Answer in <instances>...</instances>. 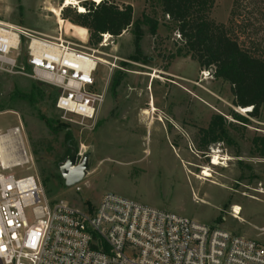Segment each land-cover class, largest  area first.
I'll list each match as a JSON object with an SVG mask.
<instances>
[{
  "label": "rangeland",
  "instance_id": "374dc122",
  "mask_svg": "<svg viewBox=\"0 0 264 264\" xmlns=\"http://www.w3.org/2000/svg\"><path fill=\"white\" fill-rule=\"evenodd\" d=\"M64 1L0 0V23L94 51L100 60L96 81L107 86V96L96 121L80 126L61 119L48 86L0 73V133L18 127L31 158L14 175L33 176L49 199H62L81 210H93L103 194L113 193L264 245V158L252 142L264 138V109L253 119L250 108L234 107L230 86L185 55L156 1L106 0L132 8L133 21L142 31L139 54L134 53L132 28L90 46L88 31L63 19L62 10L78 13L75 6L63 7ZM75 1L79 6L93 2ZM56 9H61L58 18L51 12ZM209 17L224 25L243 50L264 60V0H215ZM116 76L122 79L114 96L109 89ZM34 85L46 97L32 106L20 95ZM38 112L68 125L79 159L89 154L88 172L77 187H64L58 172L69 154L65 133H50ZM213 115L225 120L227 140L200 149V131ZM215 156L218 165H212ZM205 169L211 174L207 182L198 180ZM233 206L241 209L239 215Z\"/></svg>",
  "mask_w": 264,
  "mask_h": 264
},
{
  "label": "built area",
  "instance_id": "2783aa9c",
  "mask_svg": "<svg viewBox=\"0 0 264 264\" xmlns=\"http://www.w3.org/2000/svg\"><path fill=\"white\" fill-rule=\"evenodd\" d=\"M99 64L92 50L0 23V73L55 90L65 121H96ZM30 163L20 129L0 133V264H264L258 242L113 193L93 210L49 199L33 176L14 175Z\"/></svg>",
  "mask_w": 264,
  "mask_h": 264
},
{
  "label": "trees",
  "instance_id": "16d2710c",
  "mask_svg": "<svg viewBox=\"0 0 264 264\" xmlns=\"http://www.w3.org/2000/svg\"><path fill=\"white\" fill-rule=\"evenodd\" d=\"M153 1L157 2L162 16L173 25L185 55L196 62L200 70L210 72L214 80H220L230 86L234 107L250 108L248 116L258 119L264 109V60L243 50L237 41L228 35L224 25L217 24L210 19L215 0ZM81 7L84 10L82 13H76L75 9L68 10L67 8L62 10L61 15L63 19H69L72 24L88 31L90 46H98L103 35L116 38L132 28L134 53L139 54L142 31L139 23L133 21L132 8L129 5L118 7L102 0L99 3L84 2ZM66 12L70 13V17L66 16ZM144 20L146 19L144 18ZM155 26L154 24L150 28L151 35L155 34ZM121 79V76H116L113 79L109 89L110 94L116 95ZM50 90L52 93H50L49 99L54 104L56 91L51 88ZM45 97V91L35 85L28 93L20 95V98L32 106L38 101H43ZM232 115L241 122H247V119L241 116ZM38 119L43 122L50 133L54 135L60 132L65 133V152L70 153L69 147L73 146L68 125L50 119L40 112H38ZM225 123V120L219 115L211 117L207 128L200 131V149L205 150L209 144L227 140ZM228 125L233 127L231 124ZM252 142L254 151L258 153L259 157L264 158V138H254Z\"/></svg>",
  "mask_w": 264,
  "mask_h": 264
},
{
  "label": "water",
  "instance_id": "95a60500",
  "mask_svg": "<svg viewBox=\"0 0 264 264\" xmlns=\"http://www.w3.org/2000/svg\"><path fill=\"white\" fill-rule=\"evenodd\" d=\"M70 153L65 160L58 165V172L64 183V187L73 188L79 185L88 172L89 154L86 153L81 159L77 156L76 150L69 147Z\"/></svg>",
  "mask_w": 264,
  "mask_h": 264
},
{
  "label": "bare ground",
  "instance_id": "6f19581e",
  "mask_svg": "<svg viewBox=\"0 0 264 264\" xmlns=\"http://www.w3.org/2000/svg\"><path fill=\"white\" fill-rule=\"evenodd\" d=\"M100 1H102V0H93V2H96V3H99ZM67 6H75V7H77L79 13H82L84 11L83 8L81 6H79L75 0H65L64 4H63V7H67ZM60 11H61V9H58V10L56 9V10H52L51 12L53 13V15L56 18H58L59 15H60ZM58 23L62 25V20L60 18L58 19ZM151 107H152L151 111L154 112L155 111L154 107L152 105H151ZM241 111H246V110H241ZM212 159H213L212 165L213 164L214 165H218L219 164V162H217L218 160L216 161V156L213 157ZM210 178H211V174H210L209 169H205L201 173V175L198 178V180L207 182ZM233 209H234V214H236V215L240 214L241 209L238 206H233Z\"/></svg>",
  "mask_w": 264,
  "mask_h": 264
}]
</instances>
